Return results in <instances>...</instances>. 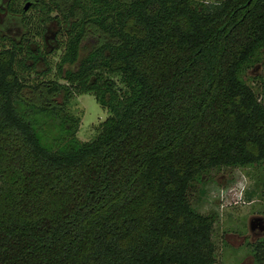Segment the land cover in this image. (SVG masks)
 <instances>
[{"label":"trees","instance_id":"trees-1","mask_svg":"<svg viewBox=\"0 0 264 264\" xmlns=\"http://www.w3.org/2000/svg\"><path fill=\"white\" fill-rule=\"evenodd\" d=\"M33 1L29 39L0 47V264H217L218 218L195 194L215 173L264 170V78L249 77L264 0ZM53 19L67 26L55 63ZM76 95L109 113L89 142ZM249 246L264 264V238Z\"/></svg>","mask_w":264,"mask_h":264},{"label":"rangeland","instance_id":"rangeland-1","mask_svg":"<svg viewBox=\"0 0 264 264\" xmlns=\"http://www.w3.org/2000/svg\"><path fill=\"white\" fill-rule=\"evenodd\" d=\"M70 0H57L61 10L66 14ZM205 3H212L221 0H196ZM7 1L0 5H5ZM34 2V1H33ZM34 11L29 12L25 18H29ZM55 13L53 16H58ZM59 20H63L59 16ZM24 21V20H23ZM64 21H62L63 23ZM9 24V25H8ZM17 21L12 16H0V29L4 36L10 39H19L20 26L16 25ZM19 27V29H17ZM66 24H61L53 19L51 25L47 26V46L46 56L52 63L58 61L62 53L64 44V30ZM12 29L11 33L8 29ZM35 31V30H33ZM23 32V31H22ZM101 41V36L94 30H91L86 36L81 49V57H85L97 43ZM5 42V41H4ZM3 42L0 41V47ZM11 41L6 42V47L10 48ZM45 45L44 41L36 36L34 37V46ZM42 64L40 69L44 70ZM264 78V64L258 69L249 72V77ZM31 81L44 80V77L37 75H26ZM54 73L47 79H53ZM256 91L262 85L257 81L248 82ZM24 97L30 102L40 103L50 99L47 92H33L32 89L24 90ZM48 101V100H47ZM69 110L72 115L79 117L81 125L77 134L82 142H89L97 136L99 126L109 117V113L102 109L92 95L74 96L71 100ZM199 197L195 203L197 210L203 214H216L218 222L214 230V243L216 244L218 261L217 264H254L251 256V248L249 244L264 238V170L262 167L254 166L245 169L229 170L221 173H215L211 180L206 179L204 194L197 192ZM260 219L257 222L253 232L250 230V222L252 219ZM226 241V243H225Z\"/></svg>","mask_w":264,"mask_h":264},{"label":"flooded vegetation","instance_id":"flooded-vegetation-1","mask_svg":"<svg viewBox=\"0 0 264 264\" xmlns=\"http://www.w3.org/2000/svg\"><path fill=\"white\" fill-rule=\"evenodd\" d=\"M2 2H5V5H0V16L3 15V16H12L16 19L17 21V24L18 26H20V29L23 31H21V33L19 32V39L18 40H15V39H10L11 37H6L4 36V34L2 33L1 29H0V41H2L3 45H6V42L9 40L11 41V43H18V44H23V43H26V41L29 39V35H30V30H28V28L26 27V22L28 20V18H25V16L29 13V12H32L34 11L33 9V5L36 3L35 1L33 2V0H22L21 3H22V9H23V13H17L14 11V6H15V3H16V0H1ZM30 4V9L28 11H25V7ZM24 20V21H23ZM9 25V24H8ZM19 29V27L17 28ZM12 29H8V32H12L11 31ZM45 38H46V41L45 43L47 44V36L45 35ZM32 41H34V38L32 37L31 38ZM5 41V42H4ZM264 232V230H262Z\"/></svg>","mask_w":264,"mask_h":264},{"label":"water","instance_id":"water-1","mask_svg":"<svg viewBox=\"0 0 264 264\" xmlns=\"http://www.w3.org/2000/svg\"><path fill=\"white\" fill-rule=\"evenodd\" d=\"M30 4H28L26 7H25V11H28L29 9H30ZM260 221V219H258V218H255V219H252L251 220V222H250V230H251V232H253L254 231V229H255V227H256V224H257V222H259ZM261 229V231L263 230L262 228H260Z\"/></svg>","mask_w":264,"mask_h":264}]
</instances>
